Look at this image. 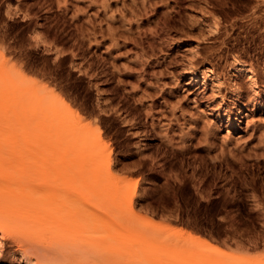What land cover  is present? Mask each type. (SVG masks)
I'll use <instances>...</instances> for the list:
<instances>
[{
    "label": "rangeland",
    "instance_id": "rangeland-1",
    "mask_svg": "<svg viewBox=\"0 0 264 264\" xmlns=\"http://www.w3.org/2000/svg\"><path fill=\"white\" fill-rule=\"evenodd\" d=\"M0 103V264H264V0H0Z\"/></svg>",
    "mask_w": 264,
    "mask_h": 264
},
{
    "label": "bare ground",
    "instance_id": "bare-ground-1",
    "mask_svg": "<svg viewBox=\"0 0 264 264\" xmlns=\"http://www.w3.org/2000/svg\"><path fill=\"white\" fill-rule=\"evenodd\" d=\"M246 69L243 67H239L237 69V71L239 73H241V72H245ZM250 73H253V71H251ZM236 90H237V88H236ZM1 112H2V107H1V103H0V113ZM227 116H228V118H230V115H227ZM83 141H85V137H84ZM99 157H100V159H104L105 156L103 153L100 152ZM131 193H133V192H131ZM2 226L3 225L0 223V230L3 229L4 226L3 227ZM81 230H82L81 231L82 233L87 232L86 235L84 233L85 237H82V239L84 238L83 240H76L75 242H69L70 244L72 243L71 245L68 244V242L65 240L66 243L64 241V243L59 244V245H61L60 247H51L49 249H46L44 251L45 254H43L41 256V259L43 261L40 264H43V262L47 263L48 261H52L55 264H99L100 260H101V263L104 262L103 259H105L109 264H117V261L114 260V258L111 256V253H107L106 256L110 255V257L105 256V258L102 255H100V254H103L104 252L105 253L109 252V250H107V251L104 250L103 253L101 252L102 250H99L100 251V254H99L98 251H95L96 247L92 249V246L94 245L93 241L97 238V235H98V229H97V227H95V225H91L88 229H81ZM204 244H206V243L204 242ZM86 253H89V255H87ZM105 253H104V255H105ZM85 254L87 256H85ZM35 261H37L36 263L39 264L38 259H36Z\"/></svg>",
    "mask_w": 264,
    "mask_h": 264
}]
</instances>
